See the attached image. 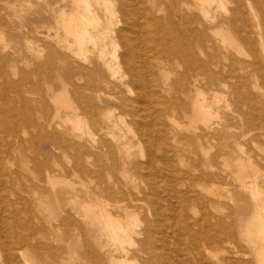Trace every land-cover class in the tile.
Listing matches in <instances>:
<instances>
[{"label":"bare ground","instance_id":"bare-ground-1","mask_svg":"<svg viewBox=\"0 0 264 264\" xmlns=\"http://www.w3.org/2000/svg\"><path fill=\"white\" fill-rule=\"evenodd\" d=\"M68 1L72 10L60 11L56 25L51 26L55 31L54 43L57 48L71 52L83 64L90 62L86 56L88 44L99 40L100 45H111L108 46L112 49L111 57L109 55L111 62L103 57L108 44H104L106 48L101 46V49L97 43L100 49L98 57L110 73L111 81L118 82L110 84L120 89L115 96L119 104V116H116V109L95 106V96L78 91V87H72L71 94L63 90V96L59 93L58 98H55L52 86L43 83L45 98L55 103L53 115L60 121H56L53 127L51 121L40 123L34 120L35 111L29 103V99L34 100V93L20 91V81L26 80V76H21L20 81L13 80L17 74L16 68L5 55L10 46H7L5 39L7 30L2 28L3 8L0 6V132L5 131L13 138L19 126H31L42 131L45 129L44 141L51 140V151L60 149L59 152H65L71 163L64 172L77 181L81 176H86L87 182L91 183L93 174L98 178L106 171L105 165H97L98 168L93 170L81 161L82 157L88 159L95 155L92 151L97 140L90 128L91 118L114 122L112 129L107 127L104 134L123 151L120 159L124 168L123 179L135 185L143 182L135 186L148 205L141 216L137 206L133 207L134 199L129 197V201H121L118 206L129 218L122 221L121 214L113 216L107 203L93 198L86 184H82L84 189L80 190L73 187L72 179L64 181L52 174L47 164L40 165L34 159L30 160L33 162V171L39 175L45 173L55 193L56 185L71 187L69 191L74 195V203L70 204V209L75 216H81L90 223L93 220L94 223L103 224L106 242L100 246L102 253H96L87 246L84 255L94 259L95 264H174L185 249L182 245L188 241L195 243L191 261L194 264H206L208 259L199 255L196 241L203 240L209 245L234 236L225 232V226L220 225L217 229L201 216L191 221L185 215V211L197 199L193 187L202 182L207 185L209 194L221 196L223 200L225 198L234 210L240 209L236 201L245 192L255 200L253 217L245 221L241 226L244 228L240 230H244L246 241L254 245V259L264 264V174L258 173L260 168L253 163L251 154L243 151L245 159L233 151L232 154L236 156L234 162L228 157L215 156L221 160L220 165L207 164L204 160L206 169L200 170L199 164L186 161L178 149L186 136L193 137L197 145L202 147V143L210 142L213 132H225L232 127L221 122L228 115L232 102L246 105L247 110L236 111L240 122L248 133L257 123L262 128L260 137L261 145L264 146V0ZM104 4H110L113 8H107ZM98 5L106 7L103 8L104 17L98 15ZM47 30L51 32L50 28ZM16 47L15 44L11 46V53L17 51ZM80 70L85 69L82 67ZM71 72L73 69L69 67L61 83L71 82ZM83 72L89 76L90 70ZM219 86L226 90H220ZM86 90L90 88L86 87ZM14 91L19 97L18 105L9 97L10 92ZM63 98L65 102H61ZM43 103L46 104L45 100ZM98 108L102 110L99 116L96 113ZM62 110L63 116L60 115ZM50 128H63V132H69L71 140H66L62 133L58 135L47 131ZM75 139H86L90 145L76 142ZM102 146L110 149L112 144L104 141ZM258 146L262 153L256 157V163L264 168V147ZM12 148L13 141L0 134V264H49V261L40 263L34 257L47 246L40 242L37 234L33 198L22 197L14 187L16 175L10 166ZM206 154L205 159L208 156ZM190 167L193 172L189 170ZM243 173L246 175L243 176ZM231 178L236 181L235 198L226 191ZM123 183L125 185L127 181ZM34 185L29 189L23 186L20 190L31 194L35 192ZM124 185L118 181L105 183L99 187L101 198L123 197ZM79 191H83L86 196L83 202H76L79 200ZM61 193L66 195L67 190ZM18 206L23 207V220L19 218ZM73 217L69 213L65 219L73 223ZM219 219L222 221V218ZM168 221L174 228L173 231L167 229L168 235L173 236L175 241L172 248H169L168 236L163 227L164 222ZM194 225L198 226L197 231H193ZM252 259L239 250L233 253L227 264H253Z\"/></svg>","mask_w":264,"mask_h":264},{"label":"rangeland","instance_id":"rangeland-1","mask_svg":"<svg viewBox=\"0 0 264 264\" xmlns=\"http://www.w3.org/2000/svg\"><path fill=\"white\" fill-rule=\"evenodd\" d=\"M28 1L29 0H0V2L3 3H0V6L3 8V13L1 17L5 22L4 23L1 20V23L4 24L1 25L3 29L6 28L7 30V35L5 36V39H7L6 42H8L7 46H10V49L8 48V53H6L5 55L9 57V62H12L16 68L17 74L13 80L20 81L22 78L21 76H26V80L20 81V91L23 92L24 90H29L34 93L32 97H34L35 101L33 100V98L29 99L30 106L33 112L35 111V113H33L34 120H38L40 123H47L51 121L53 127L55 126L56 121H60L53 115L55 114V105H53L54 102H51V100L45 98L44 92L46 91V88L44 87L43 83H47L52 86L51 90L53 92V97L56 96L55 98H58L57 95L59 93H61L59 95H62L63 90H66L68 94H71L72 87H78V91L95 96V100L93 102L95 106H103L108 109H116V116H119V114H117L119 113V104L115 99V96H117L120 89H118L117 86L110 84V82H118L111 81L110 73L108 72V70H106L104 62L98 57V51L100 50L99 46L101 48V46L104 47V44H108L107 48L106 46L104 47L107 50L104 49L106 51L103 52V55H105L103 57L106 58L107 62H111L112 59L110 57L112 49H109L111 45L109 43H103V45H100L98 43L99 40L95 41V43L93 42L94 44L91 42L92 45L91 43L90 45L93 46V48L95 47V44L97 47L93 49L88 44L89 50L88 52H86V56L87 58L89 57L90 62L88 64L80 63V61H78L71 52L57 48L58 46L56 47V43H54L55 40L53 36L55 35V31L52 29V27L56 25L55 23L58 21L57 16L60 11L66 12V10H72V6L69 1ZM94 5H92V7ZM104 5L103 8L105 9L106 7H104ZM107 6V8L111 7L110 4H108ZM112 6L114 5L112 4ZM96 7L100 6L98 5ZM96 7H94L95 9H92L96 11ZM101 8L102 6L100 7V9H98L101 12L100 13L98 11V15H100V17H104V9ZM49 28L51 32L47 30ZM10 38L11 41L9 40ZM97 43L99 46L97 45ZM14 44L17 46V51L13 54L10 50L11 46H14ZM90 48L94 51H90ZM72 66L74 67L72 68ZM69 67L73 69V72H71V82H67L66 84H64L65 82L61 83V78H63V74H66ZM82 67H84L85 69L83 71L90 70L89 76L86 75V72L80 70V68ZM102 78L105 79L107 82ZM86 87L90 88V90H86ZM218 88L222 91L226 90L225 88H222V86H219ZM121 90L123 91V93L125 92L123 86L121 87ZM9 97L13 98V101L16 105L20 104L19 97L15 91L10 92ZM27 98H29V95H27ZM228 99L232 100L229 97ZM44 100L46 102V106L43 103ZM64 100L65 99L63 98L61 102H63ZM239 109L240 111H245L247 110V107L245 104L235 105V103L233 102L232 104H230V109H228L227 111L228 115H226L225 119L222 118L221 122L223 125H227V127H232L228 128L225 132L221 131L224 132L222 134L219 131L213 132L210 138V142L208 143L209 145L207 143H202V147H199L196 141L193 140V137L188 136L189 138H187L186 136L178 146V149L185 158V160L191 162L194 165L199 164L198 168L200 170H205V165H203L204 162L207 164H221V160H219V158L215 156L228 157L232 162H234V160L236 159L235 155H242V158H245V154L243 153V151H247L249 152V154H251L253 158V163L256 165V167L260 168L258 173L263 175L264 168L260 167L256 163V159L262 153L260 152L258 146V144L262 146V140L260 137L262 128L256 123L253 125L252 131L248 133V131L242 126V123L240 122V116L238 117L237 115ZM101 112V108H98L96 110L98 116ZM63 114L64 111L62 110L60 112V115L63 116ZM228 118L231 120L235 119V121H231ZM91 119L90 128L94 131L97 140L96 144L93 146L94 151H92L95 153V155L90 157L92 160L90 158L87 159L85 156L81 158V161L86 162V164L93 170H96V168H98L97 165H100L101 167L105 165V172H107H101L102 176L98 178L96 177V175L93 174L91 183L90 181L87 182L88 178L86 176H81V178L77 181L75 177H70L68 173L64 172L65 169L68 168L71 163L69 162L65 152H59L60 149L51 151V140L48 139L44 141L43 134L45 129L42 131L35 130L31 126H19L15 130L13 138L9 137L10 134L5 131L0 132L3 137L13 141V148L11 150L12 153L10 160V166L12 168H10L11 171L15 172L16 175V182L14 187H16L18 191H20L22 197L23 195L25 196L24 198L31 196L34 200V223L37 227V234L39 236L40 242L47 246L46 249H41L38 251L39 253L37 252L36 254H34L36 261H39L40 263H43L44 261L46 263V261H49V264H95L94 259L87 258L84 255L86 247L88 246L94 252H99V254H101L102 251L100 246L106 242V238L103 232V224L94 223L92 219H90L92 220V223H90L87 222V220H85L83 217H78L73 214V210L70 209V204L74 203L72 202V198L74 197V195L69 191L71 187L68 185L64 186L61 184L56 185L55 190H57V193H55L52 189L53 186H51V184L47 181L45 173L42 172L39 175L36 173V171H33V162L30 161L31 159H34L35 163H38L40 165L47 164L48 166H50L52 174L58 176L61 179H64V181L72 179L74 183L73 187L79 188L81 190L84 189L82 184H86V186L90 188L93 198L95 200H98V202L101 201L107 203L109 212L113 216L121 214L122 221L124 222L129 220V218L128 216H125L124 212L118 207L119 204H121V201L125 202L126 199L129 201V197H131L135 201L133 203V207L137 206L136 208H138V213H140V216L145 211V206L147 205V202L143 200V195L141 193H138V189L135 190V186L142 185L143 182L141 184L138 183L137 185H135L129 182L128 179H123L124 168L120 162L121 156L123 155V151L120 147H116L115 143H113V140L108 135L104 134V132H106L108 129H112L114 122L112 120H101L100 118L96 117H92ZM47 131L58 135L62 133V135L66 137V140H71L69 132H63V128H50ZM33 135V139L30 140L29 137ZM75 140L76 142H84L90 145V143L86 139ZM104 141L108 144L111 143L112 147L108 149L107 147L102 146V142ZM188 144L190 145V147ZM40 145H42V147L39 148ZM204 151L207 154L204 153ZM233 151L237 153H234V155L232 154ZM195 152H198V154H196ZM205 154L208 155L206 157L207 159H205ZM196 155H198V157ZM102 162L105 163L103 164ZM202 165L204 167H202ZM191 168L192 167H190L189 170L193 172ZM184 169L188 170V168L186 167H184ZM129 174L130 176L132 175L131 173ZM245 175L246 173H243V176ZM30 179L31 182L33 181L32 183L30 182ZM233 180L234 179L232 178L229 179L228 183L230 182V184H232L230 185L227 183L229 188L227 187L228 189L226 188V191L228 192V194L230 193V196L233 195V198H235L234 186L236 184V181ZM114 181H118L123 185V182L127 181L123 188V197H114L113 199H107L104 197L101 198L100 193L102 192L99 187L105 185V183L111 184ZM33 185L35 186L36 193L33 192L29 194L20 190L23 186L29 189L32 188ZM227 185H224V187ZM193 188L195 192H197V199L196 202L192 203L191 207L185 211V215L191 221L198 220L201 216L200 218L206 219L211 225H213L217 229L220 225L225 226L227 227L225 229V232L229 235L234 236V238H223L222 240L217 241L216 244L213 243L209 245L206 242H203V240L196 241L197 244H199V255L208 259V262L206 264H227L228 259L233 256V253L239 250L247 253V257H249L250 259L253 258V264H259L258 260L256 261V259H254L253 251L256 252V250L254 249V245L246 241L244 230H240L244 228L241 227L244 225V222L251 220L253 217L255 200L251 198L249 193H243L241 199L236 201V203L239 204L240 209L234 210L233 206L224 197L223 200L221 196L215 197L214 194H209L207 191V185L205 183L201 182L197 185V187L195 186ZM65 190H67V198L65 197L66 195L64 193H61ZM78 197L79 200L76 202H83L86 200V196L83 191L82 193L79 191ZM140 204L142 205V207ZM18 207L21 208H19V218L23 220L25 218L23 207ZM69 213L74 216L73 218L75 223H72L68 219H65ZM219 218H222V221ZM224 222L226 223L224 224ZM163 227L164 232L166 231L165 233L168 236L166 238L169 242V248H172L173 245H175V241H173V236L170 237L168 235L169 233L167 232V229L168 231L174 230L172 223L170 221L164 222ZM193 228V231L198 230V226L196 225H194ZM17 230L19 229L17 228ZM194 244L195 243H191L188 241L185 242L182 246L185 249H189V251L185 252V249L183 248L184 251L180 252V258H178L179 261L174 264H194L193 261H191V259L194 257V254L191 252L194 248ZM203 245H206L204 251ZM206 248H208V250ZM183 261L188 262L182 263Z\"/></svg>","mask_w":264,"mask_h":264}]
</instances>
